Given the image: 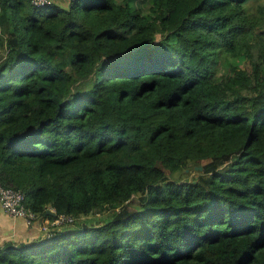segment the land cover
Segmentation results:
<instances>
[{
  "label": "trees",
  "instance_id": "1",
  "mask_svg": "<svg viewBox=\"0 0 264 264\" xmlns=\"http://www.w3.org/2000/svg\"><path fill=\"white\" fill-rule=\"evenodd\" d=\"M263 5L0 0V183L76 219L0 264H264Z\"/></svg>",
  "mask_w": 264,
  "mask_h": 264
},
{
  "label": "built area",
  "instance_id": "2",
  "mask_svg": "<svg viewBox=\"0 0 264 264\" xmlns=\"http://www.w3.org/2000/svg\"><path fill=\"white\" fill-rule=\"evenodd\" d=\"M73 0H30L35 8H45L52 5H61ZM26 195L23 191L0 183V203L3 210L11 215L22 217L28 224L37 220L38 214L25 205ZM51 210H54L50 208ZM55 211V210H54ZM56 213V212H55ZM76 219L66 214H56L50 225L45 228V234L53 228H59L65 224H73Z\"/></svg>",
  "mask_w": 264,
  "mask_h": 264
},
{
  "label": "crops",
  "instance_id": "3",
  "mask_svg": "<svg viewBox=\"0 0 264 264\" xmlns=\"http://www.w3.org/2000/svg\"><path fill=\"white\" fill-rule=\"evenodd\" d=\"M51 221H43L38 218L28 224L22 217L7 214L0 203V246L8 242L13 244L29 242L45 235V228L50 225Z\"/></svg>",
  "mask_w": 264,
  "mask_h": 264
},
{
  "label": "rangeland",
  "instance_id": "4",
  "mask_svg": "<svg viewBox=\"0 0 264 264\" xmlns=\"http://www.w3.org/2000/svg\"><path fill=\"white\" fill-rule=\"evenodd\" d=\"M263 6H264V5H263ZM244 61H245V60H244V57L241 56L239 59H234V60L232 61V63L235 64V65H238V66L241 65V67H242L243 64H244V63H243ZM228 72H229V70H228V68L225 66V64H224V60L220 58V59L218 60V64H217L216 75H217V76H221V75H225V74H227ZM196 170H197V169H196ZM196 172H197V171L191 173L189 179H190V178H193V177H196ZM175 176H176L175 178L181 179V173H180V172L176 173ZM183 177H185V176H183ZM103 217H104L103 213H92V214H90L89 216H84V217H81V218L84 219V220H92V221H97V220H99V222H100V221L103 219ZM82 219H81V220H82Z\"/></svg>",
  "mask_w": 264,
  "mask_h": 264
},
{
  "label": "water",
  "instance_id": "5",
  "mask_svg": "<svg viewBox=\"0 0 264 264\" xmlns=\"http://www.w3.org/2000/svg\"><path fill=\"white\" fill-rule=\"evenodd\" d=\"M197 170H199L201 167H195ZM46 214L52 215V216H56V213L54 210L48 209L46 211Z\"/></svg>",
  "mask_w": 264,
  "mask_h": 264
}]
</instances>
